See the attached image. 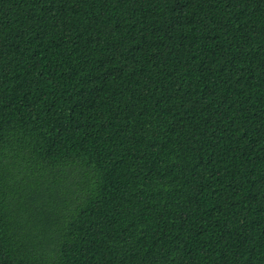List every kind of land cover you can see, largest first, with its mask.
<instances>
[{
	"label": "trees",
	"instance_id": "1",
	"mask_svg": "<svg viewBox=\"0 0 264 264\" xmlns=\"http://www.w3.org/2000/svg\"><path fill=\"white\" fill-rule=\"evenodd\" d=\"M0 264H264V0H0Z\"/></svg>",
	"mask_w": 264,
	"mask_h": 264
}]
</instances>
